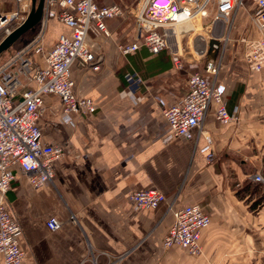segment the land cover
Listing matches in <instances>:
<instances>
[{
  "label": "crops",
  "instance_id": "1",
  "mask_svg": "<svg viewBox=\"0 0 264 264\" xmlns=\"http://www.w3.org/2000/svg\"><path fill=\"white\" fill-rule=\"evenodd\" d=\"M68 34L51 20L43 45ZM87 44L96 61L74 63L70 75L75 96L95 109L71 114L73 126L61 124L59 98L46 95L43 140L63 145L65 155L54 162L52 181L33 189L16 170L7 193L22 231L20 264H264V201L250 209L264 197V182L253 180L264 179V76L219 63L217 81L239 122L223 126L208 114L188 141L172 134L164 111L186 95L192 58L178 69L167 51L150 54L131 16L107 20ZM35 59L44 65L42 55ZM247 184L259 190L244 191ZM139 192L156 202L139 206ZM188 204L210 217L198 256L161 244L173 213ZM51 218L59 223L54 231L46 226Z\"/></svg>",
  "mask_w": 264,
  "mask_h": 264
},
{
  "label": "built area",
  "instance_id": "2",
  "mask_svg": "<svg viewBox=\"0 0 264 264\" xmlns=\"http://www.w3.org/2000/svg\"><path fill=\"white\" fill-rule=\"evenodd\" d=\"M252 1L254 36L242 40L244 64L251 72L264 76V0ZM14 4L9 13L0 8V31L7 34L12 24L19 22L18 27L25 21L31 8L30 0H14ZM241 5L242 0H140L128 7L126 13L133 16L142 44L150 54L167 51L178 69L183 68L185 56L205 57L203 73L189 76L188 91L181 103L164 111L175 137L192 140L194 131L200 130L208 114L223 126L239 122L238 109L229 113L222 86L217 81L220 52L215 58H209L208 51L209 40H217L221 46V33ZM124 12L118 4L99 6L94 0H43L38 22L40 31L0 64V255L3 264H20L23 258L19 247L21 227L7 211L6 197L15 180V171L26 176L31 188H40L52 181L53 164L66 151L63 145H50L43 140L40 122L45 111L44 98L46 95L59 98V122L70 126L74 125L71 114L81 115L95 109L92 102L75 96L70 70L76 62L85 66L95 62L88 50V34L104 32L105 22L125 17ZM51 20L66 26L69 34L60 35L52 46L45 48L43 40ZM196 27L205 31L203 34L207 37L197 34L189 43L186 38ZM39 55L43 56L44 65L36 63L35 57ZM213 157L209 152L207 161ZM253 180L264 182L260 175H254ZM133 197L139 206L152 205L157 200L150 192L135 193ZM209 222V215L198 204L177 209L162 239V247H177L198 256L201 232ZM46 226L54 231L59 223L51 218Z\"/></svg>",
  "mask_w": 264,
  "mask_h": 264
},
{
  "label": "rangeland",
  "instance_id": "3",
  "mask_svg": "<svg viewBox=\"0 0 264 264\" xmlns=\"http://www.w3.org/2000/svg\"><path fill=\"white\" fill-rule=\"evenodd\" d=\"M94 1L99 6L118 4L123 8V10H125L124 13H126L129 6L136 5L140 0H94ZM0 8L2 11L6 13L13 11V9L15 8L14 0H0ZM253 10H254V3L252 0H242V5L239 8H237L234 11V13L231 15L230 21L226 25V29L222 31L221 36L219 38L221 41V46L219 50L220 53H219V59H218V62L220 61L219 63L224 65L230 61L234 64H239V63L244 64V61H243L244 46H243L242 40L254 36V30H253V26L251 22V15H252ZM126 14H125L126 16L123 18H127L131 16V15H128V13ZM131 18H133V16H131ZM18 23L19 22L17 23L15 22L14 24H12L13 28H10V32L16 28ZM39 31H40V24H36L32 29L28 30L23 35H21V37H19V39H17L6 51L0 54V64H2L16 50L24 47L27 43H29ZM204 32L205 31L199 30L196 27L195 32L192 33L191 36H189V38H186V40L190 43L191 39L197 34L205 36L203 34ZM7 35L8 34L5 31H0V42ZM88 50L91 53L89 44H88ZM220 55L222 56L221 60H220ZM185 58L186 59L192 58L194 60L193 64L195 65V67L190 70L192 73H195V72L203 73L204 71L203 64L205 62V57H202L200 55L191 54L189 55V57L185 56ZM186 66H187L186 68H189L187 61H186ZM226 72L227 71H224V69L220 70V74L221 73L226 74Z\"/></svg>",
  "mask_w": 264,
  "mask_h": 264
},
{
  "label": "water",
  "instance_id": "4",
  "mask_svg": "<svg viewBox=\"0 0 264 264\" xmlns=\"http://www.w3.org/2000/svg\"><path fill=\"white\" fill-rule=\"evenodd\" d=\"M31 8L25 21L12 30L1 42H0V54L6 51L21 35L28 30L32 29L38 24L43 8V0H30ZM220 49V42L217 40H209V58H215Z\"/></svg>",
  "mask_w": 264,
  "mask_h": 264
},
{
  "label": "trees",
  "instance_id": "5",
  "mask_svg": "<svg viewBox=\"0 0 264 264\" xmlns=\"http://www.w3.org/2000/svg\"><path fill=\"white\" fill-rule=\"evenodd\" d=\"M11 28L13 27L11 26ZM244 188H245L244 191H248V190L258 191L259 190L256 185L252 186V184H247ZM263 201H264V197L262 195L259 199H257L255 202H253L250 205V209L255 211L263 203Z\"/></svg>",
  "mask_w": 264,
  "mask_h": 264
},
{
  "label": "bare ground",
  "instance_id": "6",
  "mask_svg": "<svg viewBox=\"0 0 264 264\" xmlns=\"http://www.w3.org/2000/svg\"><path fill=\"white\" fill-rule=\"evenodd\" d=\"M40 22V21H39Z\"/></svg>",
  "mask_w": 264,
  "mask_h": 264
}]
</instances>
